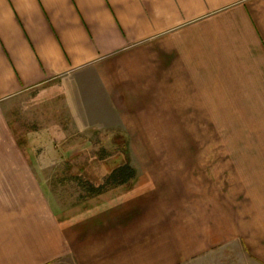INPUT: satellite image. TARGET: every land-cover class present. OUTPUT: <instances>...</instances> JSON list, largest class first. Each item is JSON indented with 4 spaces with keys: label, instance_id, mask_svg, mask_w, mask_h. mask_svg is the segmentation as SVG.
<instances>
[{
    "label": "crops",
    "instance_id": "crops-1",
    "mask_svg": "<svg viewBox=\"0 0 264 264\" xmlns=\"http://www.w3.org/2000/svg\"><path fill=\"white\" fill-rule=\"evenodd\" d=\"M56 82L100 128L188 136L221 188L47 191L8 111ZM0 264H264V0H0Z\"/></svg>",
    "mask_w": 264,
    "mask_h": 264
},
{
    "label": "rangeland",
    "instance_id": "rangeland-1",
    "mask_svg": "<svg viewBox=\"0 0 264 264\" xmlns=\"http://www.w3.org/2000/svg\"><path fill=\"white\" fill-rule=\"evenodd\" d=\"M89 84L93 89V80ZM75 96L72 83L56 82L25 94L8 111L21 141L26 146L40 144L39 153H34L33 146L26 149L29 158L36 160L39 180L47 191L68 188L57 195L77 202L91 195V185L101 186L127 162L135 169L136 178L117 188H208L211 179L213 188H221V176H205V168H220L221 160H196L188 136L165 129L155 133V137L160 135L156 139L148 129L147 134L134 133L132 138L123 129L100 128L97 122H87L85 114L79 116L78 109L72 107L78 104ZM89 99L93 104V98ZM51 149L53 153L45 159L41 153Z\"/></svg>",
    "mask_w": 264,
    "mask_h": 264
},
{
    "label": "trees",
    "instance_id": "trees-1",
    "mask_svg": "<svg viewBox=\"0 0 264 264\" xmlns=\"http://www.w3.org/2000/svg\"><path fill=\"white\" fill-rule=\"evenodd\" d=\"M135 178H136V171L127 162V163L123 164L122 166L118 167L111 174H109L105 178V181L101 186L96 187L94 185H91L90 188H96V189H93L91 191V195L99 193V190H97V188H115V187L121 186V185L135 179Z\"/></svg>",
    "mask_w": 264,
    "mask_h": 264
}]
</instances>
